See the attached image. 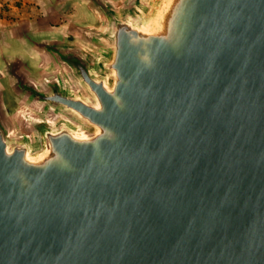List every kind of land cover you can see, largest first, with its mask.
Returning a JSON list of instances; mask_svg holds the SVG:
<instances>
[{
	"label": "water",
	"instance_id": "95a60500",
	"mask_svg": "<svg viewBox=\"0 0 264 264\" xmlns=\"http://www.w3.org/2000/svg\"><path fill=\"white\" fill-rule=\"evenodd\" d=\"M107 56L0 111V264H264V0H90Z\"/></svg>",
	"mask_w": 264,
	"mask_h": 264
},
{
	"label": "rangeland",
	"instance_id": "374dc122",
	"mask_svg": "<svg viewBox=\"0 0 264 264\" xmlns=\"http://www.w3.org/2000/svg\"><path fill=\"white\" fill-rule=\"evenodd\" d=\"M26 0L0 22V111L12 138L28 131L48 107L16 87L15 73L43 89L57 79L76 89L69 68L51 47L77 49L93 62L107 56L88 32L100 30L105 17L90 0ZM120 7L128 0H106Z\"/></svg>",
	"mask_w": 264,
	"mask_h": 264
},
{
	"label": "crops",
	"instance_id": "0c3cea01",
	"mask_svg": "<svg viewBox=\"0 0 264 264\" xmlns=\"http://www.w3.org/2000/svg\"><path fill=\"white\" fill-rule=\"evenodd\" d=\"M26 0H0V22L5 20L6 13L17 11V6L19 3L24 4ZM46 1V0H42ZM49 3H53V0H49Z\"/></svg>",
	"mask_w": 264,
	"mask_h": 264
}]
</instances>
